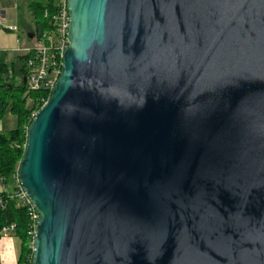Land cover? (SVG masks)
<instances>
[{
  "label": "water",
  "instance_id": "1",
  "mask_svg": "<svg viewBox=\"0 0 264 264\" xmlns=\"http://www.w3.org/2000/svg\"><path fill=\"white\" fill-rule=\"evenodd\" d=\"M67 5L30 264H264V0Z\"/></svg>",
  "mask_w": 264,
  "mask_h": 264
},
{
  "label": "trees",
  "instance_id": "2",
  "mask_svg": "<svg viewBox=\"0 0 264 264\" xmlns=\"http://www.w3.org/2000/svg\"><path fill=\"white\" fill-rule=\"evenodd\" d=\"M57 4L58 0H29L28 9L36 37L50 29L51 19L58 10ZM7 55L6 52L3 53L0 62V119L11 113L17 117L18 123L12 130L0 131V177L6 187V190L0 192L2 201L0 203V241L2 228L15 223L14 235L21 241L16 264H28L29 256H33V250L28 248V242L32 240L31 231L34 221L29 214V206H19L18 200L11 198L10 195L16 189L13 175L24 155L27 143L26 127L33 119L31 112L34 107L40 109L43 100H48L51 92L48 90L30 92L28 96L33 102L32 106H27L25 96L27 87L24 79L27 76L26 61L31 54H18L10 64L6 62Z\"/></svg>",
  "mask_w": 264,
  "mask_h": 264
},
{
  "label": "built area",
  "instance_id": "3",
  "mask_svg": "<svg viewBox=\"0 0 264 264\" xmlns=\"http://www.w3.org/2000/svg\"><path fill=\"white\" fill-rule=\"evenodd\" d=\"M57 6L58 10L51 19L50 29L43 32L41 36L36 37L32 44L22 45L16 49L20 55L31 54L26 61L27 76L24 79L27 94L38 90L51 92L61 74L63 52L68 45L69 10L67 0H58ZM0 23H5V18L1 13ZM6 28L10 31H18V27L14 25ZM13 178L15 179L16 189L10 197L16 198L19 206H29V214L34 221L33 230L31 231L32 240L30 241V246L33 249L35 224L39 215L20 184L18 168ZM15 230V223L4 226L1 231L2 238L13 235Z\"/></svg>",
  "mask_w": 264,
  "mask_h": 264
},
{
  "label": "crops",
  "instance_id": "4",
  "mask_svg": "<svg viewBox=\"0 0 264 264\" xmlns=\"http://www.w3.org/2000/svg\"><path fill=\"white\" fill-rule=\"evenodd\" d=\"M20 1L12 0L6 3L4 2V0H0V13L7 20V22L10 18L8 9L11 8V6L14 7L16 5L20 7L21 5ZM23 2L26 12L29 14V19H31V22L33 23L30 11L28 9L29 0H23ZM11 24L17 26L18 31H10L4 26V24L0 23V62L2 59V54L6 52L8 54L6 62H8L9 64L12 63L15 60L16 56L18 55L16 49L19 46L30 45L34 42L36 38V35L34 38H32L29 35H25V33L22 34L19 25L15 23H11ZM7 31H10L12 35L14 34L15 35L12 36L11 34H7ZM8 123H9L8 126L9 129L3 130L0 127V131H9L15 128L16 120H13V118H9ZM4 190H6V187L4 186L0 177V192ZM20 249H21V241L14 234L9 237L2 238L0 241V264H16L19 258Z\"/></svg>",
  "mask_w": 264,
  "mask_h": 264
},
{
  "label": "rangeland",
  "instance_id": "5",
  "mask_svg": "<svg viewBox=\"0 0 264 264\" xmlns=\"http://www.w3.org/2000/svg\"><path fill=\"white\" fill-rule=\"evenodd\" d=\"M12 0H4V2H10ZM20 1V0H19ZM21 2V5L20 7H18L17 5L16 6H11V8H9V20L7 22V20L5 19V23H4V26L6 27H9L11 26L12 24L11 23H15L17 25H19L20 29H21V33H25V35H29L31 36L32 38L35 37V32H34V25L33 23L31 22V19H29V14L26 12V9H25V6L23 5L24 2L23 0L20 1ZM19 3V2H18ZM7 34H11L10 31H7ZM12 35V34H11ZM15 35V34H14ZM12 35V36H14ZM26 98H27V106H32V98L28 96V94L26 93L25 94ZM47 100H43V104L46 102ZM42 107V106H41ZM39 107H34V109L32 110L31 112V118L34 116V114L37 113V111L39 110L38 109ZM9 118H13V120H16V126H17V123H18V120H17V117L15 115H11V113H8L4 118L0 119V127L3 129V130H7L9 129L8 126H9V123H8V119ZM33 120V119H32ZM15 126V127H16ZM28 127H26V131L28 132ZM28 248L33 250L30 246V242H28ZM30 260H32V257L29 256V262H31ZM30 264V263H28Z\"/></svg>",
  "mask_w": 264,
  "mask_h": 264
}]
</instances>
